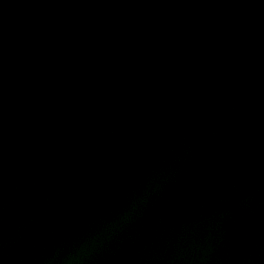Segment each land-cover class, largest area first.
<instances>
[{
    "label": "water",
    "instance_id": "95a60500",
    "mask_svg": "<svg viewBox=\"0 0 264 264\" xmlns=\"http://www.w3.org/2000/svg\"><path fill=\"white\" fill-rule=\"evenodd\" d=\"M0 264H264V0H0Z\"/></svg>",
    "mask_w": 264,
    "mask_h": 264
}]
</instances>
